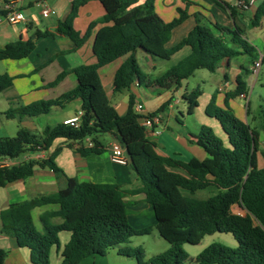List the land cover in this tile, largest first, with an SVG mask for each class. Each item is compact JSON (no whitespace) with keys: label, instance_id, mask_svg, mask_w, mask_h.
Listing matches in <instances>:
<instances>
[{"label":"trees","instance_id":"obj_1","mask_svg":"<svg viewBox=\"0 0 264 264\" xmlns=\"http://www.w3.org/2000/svg\"><path fill=\"white\" fill-rule=\"evenodd\" d=\"M89 1H72L69 16L58 22L54 32L37 30L27 40L20 39L0 48V62L21 60L34 52L38 39L63 36L73 42V49H78L94 34L96 58L94 64L72 69L77 80L74 89L56 99L11 107L6 112L7 117L22 120L47 115L53 109L63 110L69 103L80 100L83 115L79 126L58 123L46 126L41 134L20 128L15 137L0 138V157L18 158L25 152L48 150L56 139L69 141L68 148L82 157L100 155L105 147L99 137L110 133L125 147L129 165L141 186L129 190L117 184L70 178L63 190L17 202L2 210L1 234L14 238L19 247L29 249L32 264H50L53 248L61 253V264H80L89 256H105L111 249H117L121 257L135 259L138 264H264V168H259L257 161L259 135L229 105L231 99L248 94L243 77L237 78L235 91L226 94L224 107L217 105L215 95L206 107L207 116L215 118L223 132L218 136L204 125L194 136L193 142L202 147L208 157L182 161L159 154L157 143L148 137L139 121L141 116L134 109L132 94L126 113L119 114L99 74L104 66L123 59L114 75V93L129 91L135 81L139 85L145 81L148 87L169 88L179 86L197 70L215 73L224 60L238 55L246 54L255 63L259 51L245 38L241 28L215 25L228 37L217 35L203 24L200 13L194 15L196 23L192 30L177 45L168 47L173 30L188 18L187 8H177L179 16L165 22L156 12L155 0L142 3L139 0H97L104 15L80 33L74 21L80 8ZM183 1L187 6L193 4ZM229 9L234 10L230 6ZM0 13L5 14L2 10ZM263 21L264 0L258 5L251 26L259 27ZM184 47L190 48V54L153 81L139 68L138 52L154 60H170ZM68 74L63 71L48 86L58 85ZM13 81L14 77L7 73L0 75V93L10 88ZM200 95L199 88L184 95L189 114L198 107ZM167 104L148 116L157 117ZM262 116L264 118V110ZM85 139H89L92 146H85ZM59 152L56 150L45 159L25 160L0 168V186L25 180L33 176L36 168L60 172L55 162ZM208 190L213 191L210 196H196L199 191ZM136 193L145 195V201L153 208L159 234L170 245L168 250L153 255L147 262L143 249L130 245L133 237L151 232L150 228L135 229L129 223L125 197ZM46 205H56L59 209L40 216L42 229L39 230L33 211ZM235 205L245 214L233 213ZM54 218H60L61 222L54 223ZM63 232L70 233V240L62 247L59 234ZM217 233L231 234L238 246L233 248L214 242L195 259L190 258L184 245H199L206 236ZM6 256L7 252L0 249V264H5Z\"/></svg>","mask_w":264,"mask_h":264},{"label":"crops","instance_id":"obj_2","mask_svg":"<svg viewBox=\"0 0 264 264\" xmlns=\"http://www.w3.org/2000/svg\"><path fill=\"white\" fill-rule=\"evenodd\" d=\"M4 1L5 0H0V11ZM189 1H191L193 4L187 6L183 0H155L156 12L165 22H170L179 16L177 8H187L188 18L173 30L168 47L177 45L192 30L196 23L194 15L200 13L203 15V24L208 26L217 35H224L225 37H228L223 32L217 30L215 28V25L227 27L230 29H234L236 27L241 28L243 30L245 38L259 51V58H257L256 61L262 59V57L264 56V48L263 50H260L255 43H258V40H262L264 43V21L259 27L251 26V20L262 0H259V3L256 0L255 4L247 10H240L235 7V4L238 0ZM142 2L143 0H139V3ZM43 4L50 8V14L46 17H44L41 13ZM20 5L21 11L27 19L26 24H12L6 19L5 14L0 13V48L20 39L27 40L31 38L37 30H47L50 32H54L58 22L60 20L66 19L69 16L72 1L20 0ZM229 6L234 10L231 11L229 9ZM103 15L104 9L102 5L97 0H90L86 5L80 8L79 15L74 21V27L80 33H84L92 21L101 18ZM250 32L255 33L256 36L250 38ZM93 43L94 34L81 48L73 49V42L70 39L63 36H50L36 40L35 50L27 58L21 60L1 61L0 66L2 72H0V75L7 73L8 75L14 77V81L13 85L10 88H7L0 93V122L2 123L3 121L9 122L19 120L18 118L7 117L6 112L11 107L27 106L40 100H53L60 97L64 93L74 89L77 86V80L75 75L71 73L72 69L83 64H94L96 62V58L93 54ZM190 52L191 50L189 47L182 48L171 57V59L169 60L170 66L177 64L180 60L183 59L181 58L180 53H187L186 56H188ZM142 56V59L145 60L146 63L145 67L149 68L150 70L157 69L156 61L154 59L145 54ZM122 62L123 59H118L99 70V74L105 89V79L107 80L108 85H112V100L110 98V101L121 115L126 113L128 105H125L124 107H122V110H120L119 104L115 97L116 95L113 92V81L115 72ZM263 64L264 63H262V65ZM253 65L254 62L252 61L251 57L246 54L238 55L231 60H224L220 64L216 72H218L221 78L217 80V84L212 91V96L215 95L216 103L218 106H225L226 94L235 91L237 87V78L239 76H242L247 83L248 91L250 87L254 89L258 84L262 88L264 87L260 79H258L256 74L253 72ZM261 67L258 73L260 72ZM167 69L161 71L159 74H155V78L149 80L153 81L157 77H160L166 72ZM63 71H68L69 74L58 85L49 87L48 84L53 82ZM137 83L138 82L135 81L129 91L125 90L120 93L125 94L126 102H128L129 95L132 94L135 98V105L141 104V102L139 101L142 100V95L139 91L141 85H137ZM181 84L179 86L173 85L169 88L156 85L151 86L155 87L156 90L166 91V100L163 102V104H168L163 112H169L175 119H177V116L174 112L171 111V109H173L174 105H177L181 101H186L184 99V95L189 93L187 86L185 87V92H179L180 90L178 89V87L181 88ZM173 92L174 94L179 93L181 95V99L174 98ZM242 100H245V98L241 97L240 95L234 99H231L229 101V105L234 110V112L238 111L239 115L235 112L236 115L240 119L245 121L244 115L245 117L249 115V109H243ZM144 108L145 106H143V109ZM59 110L60 109H53L47 115H42L34 118L26 117L22 120H19V122L22 123L23 128H26L31 132H37L38 134H41L46 126H55L58 123H63L66 120L74 118L77 113L81 111V101L75 100L69 103L65 109L60 111ZM145 110V113L141 112L140 114L147 115L148 113L156 111L150 110L149 108H145ZM163 112L157 115L159 122L155 124L152 129H146L148 137L155 142L156 140H154V138L160 133L158 135L153 133L155 131L159 132L157 130V127L160 123L163 122L161 115ZM51 114H54V124H49V121L46 119V116ZM180 114L182 115V111H180ZM189 115L192 116V114ZM253 119H255V117H253ZM204 123L205 122H197V126L194 127L196 131L195 134L194 132H191V130H188L187 134L186 132L178 133L176 140L181 143L186 151L158 150L159 154L165 157H172L182 161H188L192 158H196L199 160L206 159L208 157L207 152L202 147L193 142L195 141L194 136L199 133L200 128L204 126ZM250 127L253 128L259 135V151L257 152V161L258 167L264 168V139L260 132L264 131V125H250ZM111 136V142H109L107 147H105V151L100 155L92 154L86 157H82L78 153H76L75 150L68 148L67 145L69 141L65 139H56L48 150L31 152L32 156L31 154L25 156L27 160L45 159L52 155L56 150H60L55 158V162L61 169V171L54 172L48 168H36L33 176L25 180H17L8 183L5 186H0V213L2 210L8 208L11 204L30 200L40 195H48L59 190H63L68 186V180L70 178L77 179L80 182L117 184L122 188L129 190L139 188L141 186V183L132 167L129 164L120 165L114 163L111 160L109 147L111 143L119 141L113 134H111ZM88 141L90 140L85 139L83 144L85 146H88ZM125 201L127 202L129 213L128 220L133 228H150L151 231L156 230L157 234H159V231L157 229V221L153 215V208L145 201L144 194L136 193L134 195H126ZM238 208L239 206L237 205L233 206V213H235ZM58 209L59 208L56 205H46L36 208L33 211V218L36 227L39 230L42 229V224L40 221V216L42 214L46 212L57 211ZM53 222L59 223L61 222V219L54 218ZM214 236L215 234L208 237L212 238L213 242L219 241L233 248L238 246L237 240L232 235L228 234L224 237ZM59 238L61 246L63 247L69 242L70 233L63 232L59 234ZM62 238L64 240H62ZM205 238L203 240H205ZM155 240L158 242V237H155ZM143 242L145 244V241ZM202 242L199 245H201ZM185 246H187V244L184 245V248L192 259H195L199 255V253L207 247L203 246L193 253H190ZM169 247L167 248V250L169 249ZM0 249L7 252L5 264H32L30 250L25 247H19L14 238L1 234V231ZM61 262V253L58 252L56 248H53L51 251L50 264H61ZM187 263L193 264L190 262H185L183 264ZM80 264L138 263L135 259H129L119 256L117 254V249H111L105 256H89L85 258Z\"/></svg>","mask_w":264,"mask_h":264},{"label":"rangeland","instance_id":"obj_3","mask_svg":"<svg viewBox=\"0 0 264 264\" xmlns=\"http://www.w3.org/2000/svg\"><path fill=\"white\" fill-rule=\"evenodd\" d=\"M258 1L259 0H257V2ZM254 36H256L255 33L253 32L249 33L250 38ZM255 44L260 50H263L264 43L262 40H258V43H255ZM187 53L186 54L180 53L181 58L184 59ZM142 55L144 54H142L141 52H138L136 55V59L139 64V68L141 69L142 72H144L147 75L148 80L154 79L155 74H159L161 71L169 68L170 66L169 60L156 59L155 61H156L157 69L150 70L149 68L145 67L146 63H145V60L142 59L143 57ZM1 70L2 69L0 66V72H2ZM256 76L258 77V79H260V81L262 82L264 86V64L262 65L260 72L257 73ZM220 78L221 77L219 76L218 72L211 73L208 70L202 69V70L196 71L194 76L182 82L181 84L182 87L181 88L178 87V89L180 90L179 91L180 93L185 92L186 86L188 87V92H190L192 89H197V88L200 89L201 95L198 98V107L195 108L194 113L191 116L189 115V112H188L189 104L186 101H181L177 105H174V108L171 109V111L176 114L177 119H175L169 112H163L161 114L163 122L160 123L157 127V130L159 131L160 134L154 138V140H156L159 151H186L184 147L181 145V143L176 140V137L178 133L180 132H186L187 134L188 130H191V132H194L195 134L196 131L194 127L197 126L198 121L205 122L203 125L212 128L216 135L218 136L223 135L218 121L215 118L210 119L206 114V107L212 98V91L217 84V80ZM104 82L106 86L105 90L108 92L109 94L108 96L112 100V85H108V82L106 79ZM139 91L141 92V95H142L141 96L142 100H140L139 102H141L142 106H145V108H149L150 110H158V108L166 100V96H165L166 91L156 90L155 87H148L145 81H142ZM115 95H116L115 97L117 99V102L119 104V108L120 110H122V107H124L125 105L126 106L128 105V102H126V99H125V94L115 93ZM174 98L181 99V95L179 93H175ZM263 99H264V87L262 88L258 84L254 89L251 87L249 88L247 99L242 100L243 109L245 108L249 109V115L247 117H245L244 115L245 123L251 126L264 125V118L262 116V111L264 110V100ZM145 108L142 110V112L144 113L146 111ZM180 111H182V115L180 114ZM235 112L239 115L238 111H235ZM53 115L54 114L46 116V119L49 121V124H54ZM253 117H255V119H253ZM20 128H23V125L22 123L19 122V120L9 121V122L3 121L2 123L0 122V138L15 137L18 131L20 130ZM260 132L264 139V131H260ZM35 133L38 134L37 132ZM99 140L101 141L104 147H107L109 142H111L112 140V136L110 133L102 134L99 137ZM28 154H31V152H25L21 154L17 158V160L22 161L25 158V156H27ZM212 193H213L212 190L199 191L198 193H196V196L199 198H205V197L210 196V194ZM226 235L228 234L217 233L215 234L214 237H224ZM155 237H158V240H159L158 242L155 240ZM62 240L64 239L62 238ZM212 240H213L212 238L207 236L205 240H203L201 245L187 244V246L185 247L190 253H193L194 251L200 249L203 246H209L210 244L214 243ZM131 241L132 243L130 245L132 247L138 246L143 249V252L145 255V262H147L149 258L152 257L153 255L162 253L165 250H167V248L169 247V243L166 240H164L160 236V234H157L156 230L151 231L150 234H147V235L135 236L131 239ZM143 241H145V244ZM215 242L221 243L219 241H215Z\"/></svg>","mask_w":264,"mask_h":264},{"label":"built area","instance_id":"obj_4","mask_svg":"<svg viewBox=\"0 0 264 264\" xmlns=\"http://www.w3.org/2000/svg\"><path fill=\"white\" fill-rule=\"evenodd\" d=\"M74 1V0H71ZM256 0H238L235 4V7H237L240 10H247L251 6L255 4ZM2 11L5 12V17L6 19L12 23H27V19L24 16V14L21 11V5H20V0H5L3 2V6L1 8ZM41 13L44 17L48 16L50 14V8L43 4ZM262 65V59L259 61H256L253 65V72L255 74L258 73L260 67ZM138 85V83H137ZM241 97H244L247 99V95H241ZM135 111L139 113L141 116L139 121L141 125L146 128V129H152L155 124L159 122V119L157 117H149L148 114H140L143 110V106L141 104L135 105ZM83 112L79 111L77 115L69 120H66L64 123L69 124L74 127H78L82 118ZM153 134L158 135L159 132H154ZM88 146H92V143L88 141ZM110 157L111 160L114 163L120 164V165H128V157L126 154L125 147L119 142L115 141L111 143L110 147ZM27 160V158H24L22 161ZM22 161L17 160V158H11V157H0V168H6V167H11L15 164H18ZM235 214L237 215H244L245 211L241 209L240 207L238 208L237 211H235Z\"/></svg>","mask_w":264,"mask_h":264}]
</instances>
